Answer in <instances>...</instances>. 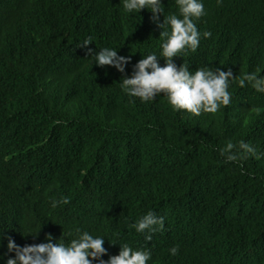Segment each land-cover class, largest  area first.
Segmentation results:
<instances>
[{"label": "trees", "instance_id": "trees-1", "mask_svg": "<svg viewBox=\"0 0 264 264\" xmlns=\"http://www.w3.org/2000/svg\"><path fill=\"white\" fill-rule=\"evenodd\" d=\"M162 3L165 16L178 13L175 0ZM203 4L196 51L174 61L231 70V101L192 116L163 95L142 103L120 88L140 58L159 54L160 13H126L122 0H0L4 237L67 243L79 228L106 238L105 261L126 243L148 249L147 264H264V156H221L228 142L264 153V93L239 86L246 73L264 76V0ZM104 47L131 57L124 74L88 57ZM61 198L68 203L53 208ZM149 211L164 229L145 240L132 225ZM6 245L0 264L14 256Z\"/></svg>", "mask_w": 264, "mask_h": 264}, {"label": "clouds", "instance_id": "clouds-1", "mask_svg": "<svg viewBox=\"0 0 264 264\" xmlns=\"http://www.w3.org/2000/svg\"><path fill=\"white\" fill-rule=\"evenodd\" d=\"M178 13L164 15L162 0H122V6L126 13L137 14L141 10L152 13V19H157L156 14L164 17V22L159 25L163 29L160 34L159 54L155 51L144 55L134 65L131 75H122L120 88L122 92L131 97L139 98L143 102H151L158 96H165L173 111L184 110L192 116H200L202 113L215 114L221 108L227 107L231 101V92L228 90L233 79L231 70L223 71L220 68L212 70L207 67L190 71L187 63L179 66L174 58L182 57L188 51L195 52L201 33L198 31L196 21L206 15L203 0H175ZM211 35L204 32L205 38ZM92 44L91 37L84 39L80 47ZM88 57L91 56L94 64L99 67H114L117 72L124 74L125 66L131 63L130 56L118 55L117 50L110 47L100 48L98 51L88 49ZM158 56L163 58L161 66ZM250 85L257 92L264 93V76L257 73H246L239 79V86ZM234 145L228 142L221 150L227 162H235L246 159L252 155L259 159L264 153H256V150L247 143L239 144L240 152H234ZM67 198L59 201L53 200L51 206L67 204ZM137 233L143 234L145 240H151L152 234L164 229V218L149 211L142 215L132 225ZM40 230V229H39ZM29 231L27 235L35 238L39 232ZM66 235L72 238L67 243L63 237L53 243L51 234H46L43 243L20 246L9 237H4L0 232V239H7V252L14 253L6 259L5 264H147L151 260V252L148 249H134L128 244H120L118 255L110 256L107 261L101 259L107 253L103 247L105 237L93 235L88 231L76 228ZM61 241V242H58ZM175 255L177 248L170 249ZM4 259L0 256V260Z\"/></svg>", "mask_w": 264, "mask_h": 264}]
</instances>
